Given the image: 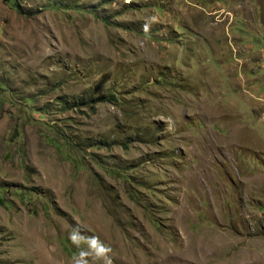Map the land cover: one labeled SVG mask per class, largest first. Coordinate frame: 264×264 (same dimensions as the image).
Here are the masks:
<instances>
[{
  "label": "rangeland",
  "instance_id": "1",
  "mask_svg": "<svg viewBox=\"0 0 264 264\" xmlns=\"http://www.w3.org/2000/svg\"><path fill=\"white\" fill-rule=\"evenodd\" d=\"M0 200V264H264V0H0Z\"/></svg>",
  "mask_w": 264,
  "mask_h": 264
},
{
  "label": "clouds",
  "instance_id": "2",
  "mask_svg": "<svg viewBox=\"0 0 264 264\" xmlns=\"http://www.w3.org/2000/svg\"><path fill=\"white\" fill-rule=\"evenodd\" d=\"M155 17H151L150 20L152 22H155ZM144 31H149L150 25L149 23H145ZM78 238L82 241L88 242V251L87 252H81V256L84 258V264H87V257L90 255H95L97 260H102L103 264H112V258H111V247L104 244L102 241H100L99 237L96 236H83L81 230L79 227H73L71 233L69 234V239L73 241L74 243L77 242Z\"/></svg>",
  "mask_w": 264,
  "mask_h": 264
},
{
  "label": "trees",
  "instance_id": "3",
  "mask_svg": "<svg viewBox=\"0 0 264 264\" xmlns=\"http://www.w3.org/2000/svg\"><path fill=\"white\" fill-rule=\"evenodd\" d=\"M113 98V97H112ZM86 99H90V97H87ZM106 99V98H105ZM104 98H98L96 101H103ZM82 103V100H80ZM83 101H87V100H83ZM0 203H2V200H0Z\"/></svg>",
  "mask_w": 264,
  "mask_h": 264
}]
</instances>
